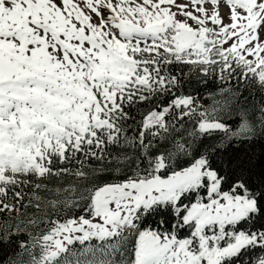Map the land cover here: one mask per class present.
<instances>
[{
    "label": "snow or ice",
    "instance_id": "6c2138e0",
    "mask_svg": "<svg viewBox=\"0 0 264 264\" xmlns=\"http://www.w3.org/2000/svg\"><path fill=\"white\" fill-rule=\"evenodd\" d=\"M0 264H264V0H0Z\"/></svg>",
    "mask_w": 264,
    "mask_h": 264
}]
</instances>
